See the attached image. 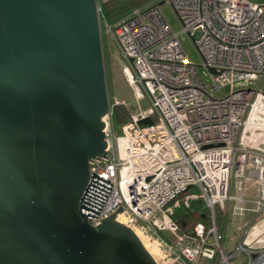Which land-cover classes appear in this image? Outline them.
<instances>
[{
    "label": "built area",
    "instance_id": "1",
    "mask_svg": "<svg viewBox=\"0 0 264 264\" xmlns=\"http://www.w3.org/2000/svg\"><path fill=\"white\" fill-rule=\"evenodd\" d=\"M160 2L171 7L179 33ZM97 13L99 29L104 22L126 63L127 84L146 97L150 110L130 115L118 134L111 106L102 117L106 155L88 161L80 213L92 227L113 216L138 230L167 264H229L239 253L246 264H264V246L247 245L250 226L264 221L258 218L264 215V0H152L113 23L99 3ZM186 36L202 75L182 48ZM223 87L227 93L216 97ZM149 114L155 122L141 125ZM197 200L208 225L180 232L175 211ZM216 208L223 214L218 227ZM247 211L255 213L235 225L241 237L224 250L228 214Z\"/></svg>",
    "mask_w": 264,
    "mask_h": 264
},
{
    "label": "water",
    "instance_id": "2",
    "mask_svg": "<svg viewBox=\"0 0 264 264\" xmlns=\"http://www.w3.org/2000/svg\"><path fill=\"white\" fill-rule=\"evenodd\" d=\"M109 108L97 0H0V264H159L79 211Z\"/></svg>",
    "mask_w": 264,
    "mask_h": 264
},
{
    "label": "rangeland",
    "instance_id": "3",
    "mask_svg": "<svg viewBox=\"0 0 264 264\" xmlns=\"http://www.w3.org/2000/svg\"><path fill=\"white\" fill-rule=\"evenodd\" d=\"M161 8L173 31L179 33L181 31V26L174 12L172 11L171 7L164 4L161 6ZM103 23L101 22L100 24V36H101V44H102V52H103V60H104V69L106 75L108 99L111 108H112V104L115 103L116 101L117 102L124 101V103L127 104L131 115L149 112L150 104L146 99V97L142 93L138 92L135 88L133 89L127 84L125 74L123 73V70L126 68L125 67L126 63L123 62L121 59H119V53L116 44L111 40L110 34L106 32V30L104 29ZM181 45L190 63L194 64L196 66L197 72L200 75H202L204 69L201 67V58L199 57L195 47L193 46L191 39L187 36L183 37V39L181 40ZM205 78L209 80V76L207 74L206 77H204V79ZM227 91H228L227 87L220 88L219 91L215 93V96L219 97L220 95H224L227 93ZM113 127L115 133L118 134L119 126L116 123H114ZM252 189L253 187L250 186L248 191L249 195H251L250 192L253 191ZM231 193H233L232 189H231ZM254 213L255 212H252L251 216H253ZM258 218L260 220H264V215L262 216L259 215ZM231 226H232L231 223L228 221L225 232V238L222 246L224 250L229 249V247L234 245L235 243V229L234 232L232 230V234H231ZM250 230L254 231L256 236V239L254 240V244L252 245L255 247L264 246V240L259 241L260 239L264 238V221L256 222L252 224L250 226ZM160 234L163 235V233ZM143 238L147 243L152 244L155 247L157 246L155 243L153 244L152 240L149 241L144 235ZM158 253L161 258L160 263L167 264L168 263L167 258H164L160 251H158ZM229 262H230L229 264H246V257H244L243 254L239 253L238 255L235 256L234 259H230ZM199 264H208V262L205 259H199ZM209 264H222V263L218 259L217 261L214 262L213 259V261Z\"/></svg>",
    "mask_w": 264,
    "mask_h": 264
},
{
    "label": "trees",
    "instance_id": "4",
    "mask_svg": "<svg viewBox=\"0 0 264 264\" xmlns=\"http://www.w3.org/2000/svg\"><path fill=\"white\" fill-rule=\"evenodd\" d=\"M152 0H97L101 6V11L105 21L113 23L121 17L129 13L133 8L139 7ZM130 110L124 101L115 102L112 104V121L119 128L126 123L130 118ZM155 122V116L149 114L140 120L141 125L151 124ZM173 219L177 223L180 232L189 233L195 224L202 223L208 225V212L203 203L199 200L192 201L187 208H180L175 211ZM223 214L218 208L215 209V222L218 225L222 224ZM262 222V221H261Z\"/></svg>",
    "mask_w": 264,
    "mask_h": 264
},
{
    "label": "crops",
    "instance_id": "5",
    "mask_svg": "<svg viewBox=\"0 0 264 264\" xmlns=\"http://www.w3.org/2000/svg\"><path fill=\"white\" fill-rule=\"evenodd\" d=\"M247 208L251 209L252 206L251 205H247ZM228 216H229V218H228ZM228 216H227V219H226V223L229 221L231 223V225H232L231 226V234H232V230L234 232L235 225H242L243 223L249 221V219H251V217H252L250 211L245 212L243 216H240L238 218L237 217H231L230 214H228ZM226 228H227V224H226ZM226 228H225V232H226ZM252 228H254V227H252ZM235 236H237L240 239V237H241L240 232L237 233L235 231ZM239 239H236V241H238ZM255 239H256L255 232L250 230L249 234L247 235V243H248L247 245L250 246V245L254 244V240ZM244 244L246 245V243H244Z\"/></svg>",
    "mask_w": 264,
    "mask_h": 264
},
{
    "label": "bare ground",
    "instance_id": "6",
    "mask_svg": "<svg viewBox=\"0 0 264 264\" xmlns=\"http://www.w3.org/2000/svg\"><path fill=\"white\" fill-rule=\"evenodd\" d=\"M134 232V234L136 235V237L138 238V240L140 241V243L143 245V247L146 249V251L150 254V256L159 264H162L160 263V255L158 253V247L152 245V244H149L145 241V239L143 238V235L141 232H139L138 230H132ZM150 241V240H149ZM155 242H153L154 244ZM156 244V243H155Z\"/></svg>",
    "mask_w": 264,
    "mask_h": 264
}]
</instances>
